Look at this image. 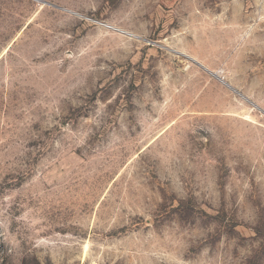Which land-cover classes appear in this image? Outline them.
I'll return each instance as SVG.
<instances>
[{"label": "rangeland", "instance_id": "374dc122", "mask_svg": "<svg viewBox=\"0 0 264 264\" xmlns=\"http://www.w3.org/2000/svg\"><path fill=\"white\" fill-rule=\"evenodd\" d=\"M44 1L0 0V264H264V0Z\"/></svg>", "mask_w": 264, "mask_h": 264}, {"label": "water", "instance_id": "95a60500", "mask_svg": "<svg viewBox=\"0 0 264 264\" xmlns=\"http://www.w3.org/2000/svg\"><path fill=\"white\" fill-rule=\"evenodd\" d=\"M37 1H39V2H41V3H43V4H50V3H48V2H46V1H44V0H37ZM51 5V4H50ZM58 7V6H57ZM207 70V69H206ZM210 72V71H209ZM213 76H215L216 78H218L219 80H221V78L216 74V73H213V72H210Z\"/></svg>", "mask_w": 264, "mask_h": 264}]
</instances>
